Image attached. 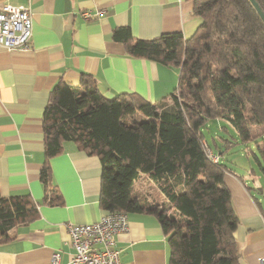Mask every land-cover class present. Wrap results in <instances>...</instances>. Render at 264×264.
I'll return each instance as SVG.
<instances>
[{
	"label": "trees",
	"instance_id": "16d2710c",
	"mask_svg": "<svg viewBox=\"0 0 264 264\" xmlns=\"http://www.w3.org/2000/svg\"><path fill=\"white\" fill-rule=\"evenodd\" d=\"M193 1L202 23L188 38L178 31L138 38L124 25L113 30L127 54L180 68L177 87L161 101L136 92L108 98L90 73L82 74L81 91L64 80L51 89L42 118L44 196L0 193V244L12 239L13 226L38 218L40 205H63L50 160L73 141L101 161L100 207L155 216L170 264H240V219L225 182L230 168L208 156L202 128L212 118L234 126L259 150L254 155L264 179V21L251 0ZM256 1L264 12V0ZM214 144L219 152L212 151L223 155ZM142 173L163 201L135 195Z\"/></svg>",
	"mask_w": 264,
	"mask_h": 264
},
{
	"label": "crops",
	"instance_id": "0c3cea01",
	"mask_svg": "<svg viewBox=\"0 0 264 264\" xmlns=\"http://www.w3.org/2000/svg\"><path fill=\"white\" fill-rule=\"evenodd\" d=\"M5 3L30 6L33 32L28 48L0 45V193L30 194L39 201L44 196L42 118L51 89L64 80L81 90L82 74L90 73L108 98L136 92L151 101L163 99L177 87L180 68L127 54L113 30L124 25L138 38L177 31L188 38L202 17L193 14V0H0V8ZM98 9L104 11L99 18L82 15ZM50 164L64 203L40 205L38 218L13 226L12 239L0 244V264H51L55 251L61 252L62 264H72L67 223H94L105 212L99 157L66 141ZM146 176H139L134 189ZM225 182L240 219V264H264V185L251 186L235 168L226 172ZM152 186L160 194V200H152L163 201L160 189ZM140 198L147 200L143 194ZM128 215V231L116 237L122 264H170V247L157 218Z\"/></svg>",
	"mask_w": 264,
	"mask_h": 264
},
{
	"label": "built area",
	"instance_id": "2783aa9c",
	"mask_svg": "<svg viewBox=\"0 0 264 264\" xmlns=\"http://www.w3.org/2000/svg\"><path fill=\"white\" fill-rule=\"evenodd\" d=\"M104 11L82 12L83 17L90 19L100 17ZM33 18L29 5L5 3L0 8V45L7 49L30 46ZM213 161L220 159L210 148H205ZM71 245L74 252L72 264H122L120 249L116 246L119 233L129 229V215L123 211H106L101 218L89 224L67 223ZM61 252H53L51 264H62Z\"/></svg>",
	"mask_w": 264,
	"mask_h": 264
},
{
	"label": "rangeland",
	"instance_id": "374dc122",
	"mask_svg": "<svg viewBox=\"0 0 264 264\" xmlns=\"http://www.w3.org/2000/svg\"><path fill=\"white\" fill-rule=\"evenodd\" d=\"M161 100L162 99L157 102ZM138 117L140 116L138 115ZM202 130L212 150L219 152V149L214 144V139L220 149L223 150L221 160L224 161L229 168H235V172L243 175L251 186L264 185L262 169L254 155V152L258 155H260V152L254 143L243 141L239 137L234 126L219 118L209 119ZM152 184V181L146 176V178L141 180L134 189L135 195L140 197V194H143L147 200V197L150 198L149 202H153L155 199L160 200V194L153 188ZM147 200L143 199L144 202Z\"/></svg>",
	"mask_w": 264,
	"mask_h": 264
},
{
	"label": "water",
	"instance_id": "95a60500",
	"mask_svg": "<svg viewBox=\"0 0 264 264\" xmlns=\"http://www.w3.org/2000/svg\"><path fill=\"white\" fill-rule=\"evenodd\" d=\"M251 1L254 4V6L256 7L257 11L259 12L260 16L262 17V19L264 21V12L262 11L261 7L259 6V4L257 3L256 0H251Z\"/></svg>",
	"mask_w": 264,
	"mask_h": 264
}]
</instances>
